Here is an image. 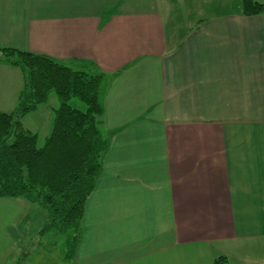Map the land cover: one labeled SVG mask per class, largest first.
<instances>
[{
	"label": "crops",
	"instance_id": "1",
	"mask_svg": "<svg viewBox=\"0 0 264 264\" xmlns=\"http://www.w3.org/2000/svg\"><path fill=\"white\" fill-rule=\"evenodd\" d=\"M0 39L103 73L110 143L73 258L52 241L30 260L56 233L28 194L0 198V264H264L251 250H264V14L242 0H0ZM14 79L19 95L22 71L0 62L1 110Z\"/></svg>",
	"mask_w": 264,
	"mask_h": 264
},
{
	"label": "trees",
	"instance_id": "2",
	"mask_svg": "<svg viewBox=\"0 0 264 264\" xmlns=\"http://www.w3.org/2000/svg\"><path fill=\"white\" fill-rule=\"evenodd\" d=\"M245 16L264 14V4L242 0ZM0 62L18 67L24 78L19 106L0 112V198L35 194L49 215L43 232H55L66 242V259L78 246L86 203L110 147L99 129L103 73L76 70L47 54L0 46ZM59 99L53 131L43 147L22 119L51 94ZM77 99L84 109L72 104ZM218 263H221L219 258Z\"/></svg>",
	"mask_w": 264,
	"mask_h": 264
},
{
	"label": "rangeland",
	"instance_id": "3",
	"mask_svg": "<svg viewBox=\"0 0 264 264\" xmlns=\"http://www.w3.org/2000/svg\"><path fill=\"white\" fill-rule=\"evenodd\" d=\"M8 35H9V33H8ZM0 40H2V39H0ZM1 47H4V46H1ZM17 86H18V83L14 79V85L12 83V109L5 110V111L0 109V112L11 113L18 108V106H19V95H18V92L15 91V87H17ZM3 93L0 90V107L8 104L9 98L11 96V94H8L7 99L5 100V99H3ZM72 104L74 106L79 107L80 109H84L82 104L79 103V100H77V99H73ZM58 108H59V99L56 96V94L53 93V94H51L49 100L46 103H42L40 106H38V108L36 110H34L31 113H28L22 119V125L25 129H28L31 132H34L35 134L38 133V143L37 144H38V147H40V148L45 145L46 140L52 134L53 126H54V120H55V112ZM38 204H39V200H38ZM38 209L40 211L39 205H38ZM34 211L36 212V209H34ZM38 212H36V214H38ZM55 237H56V234H49V235L43 236V238L41 239L42 240L41 244H39V242L41 240L38 243L37 242L30 243L29 244L31 246L29 249L31 251L30 260L32 259V256L36 254V252L38 251V249L40 247L48 248L49 246L52 245V241L57 242V246H58L59 251H61L63 244H64L63 251L66 254V242H64L63 237L61 236V234L59 235L58 238H55ZM29 245L26 247V250L29 247ZM251 250L253 251V254L255 256H256V251L261 250L260 251V257L264 256V252H263L264 250H262V247L260 246L259 243L252 246ZM45 253H49V252H45ZM49 254H51V253H49ZM53 254L55 255V251ZM30 260H28L27 263L22 262V264H29Z\"/></svg>",
	"mask_w": 264,
	"mask_h": 264
}]
</instances>
